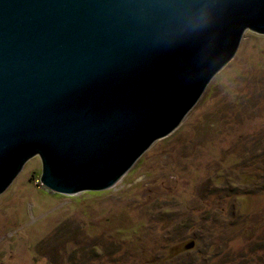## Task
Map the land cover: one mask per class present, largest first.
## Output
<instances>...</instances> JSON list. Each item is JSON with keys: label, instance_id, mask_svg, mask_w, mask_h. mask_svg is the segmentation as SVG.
Segmentation results:
<instances>
[{"label": "water", "instance_id": "1", "mask_svg": "<svg viewBox=\"0 0 264 264\" xmlns=\"http://www.w3.org/2000/svg\"><path fill=\"white\" fill-rule=\"evenodd\" d=\"M264 0H0V194L34 156L72 195L114 185L235 54Z\"/></svg>", "mask_w": 264, "mask_h": 264}, {"label": "rangeland", "instance_id": "2", "mask_svg": "<svg viewBox=\"0 0 264 264\" xmlns=\"http://www.w3.org/2000/svg\"><path fill=\"white\" fill-rule=\"evenodd\" d=\"M41 172L30 158L0 194V264H261L251 245L264 238L253 182L264 176V34L244 29L179 125L111 187L59 194ZM217 175L215 187L231 176L255 193L217 200L211 190L201 203L193 192Z\"/></svg>", "mask_w": 264, "mask_h": 264}, {"label": "trees", "instance_id": "3", "mask_svg": "<svg viewBox=\"0 0 264 264\" xmlns=\"http://www.w3.org/2000/svg\"><path fill=\"white\" fill-rule=\"evenodd\" d=\"M223 176H220V175H217V178L213 179V183H211V180L208 182V184L204 187V190L201 192V191H198L197 194L195 193V191L193 192V195L194 197L200 201L201 203H210L209 200H208V197L210 196V191L213 190L214 192V195H217L216 199L217 200H221V199H229L230 196H233V195H237V194H247V195H253L254 190L253 189H249V190H246V191H250V192H243L242 189L239 190V189H234L230 186V181H231V176L228 177V181H227V185H226V188L225 187H215V181H218L219 178H222ZM264 176H259V178L257 179L255 176H253L254 178V181L253 182H256V185H255V190L256 191H260V193L263 192L264 194V180L261 182L260 180L263 178ZM214 185V186H213ZM212 195V194H211ZM193 198V196H192ZM214 213H218V212H213ZM219 228H224L223 226H220ZM231 229H233L232 227H230ZM195 236L198 237V234H196ZM196 237V238H197ZM197 240L199 241V243L201 244H204V241L203 239H200V238H197ZM204 246L206 248H209V250L213 248V246L211 245V243H209L208 245L205 244L203 245L201 248H199V250L196 252V256H202L204 255L205 251H206V248H204ZM214 246H216L214 244ZM252 246V250L256 252L257 254V260H259V262L261 264H264V238L263 240L260 241V239H258L257 241H254L253 245ZM221 248V247H220ZM220 255L218 253L215 254V257H219ZM256 256V255H254ZM223 262V261H221Z\"/></svg>", "mask_w": 264, "mask_h": 264}, {"label": "crops", "instance_id": "4", "mask_svg": "<svg viewBox=\"0 0 264 264\" xmlns=\"http://www.w3.org/2000/svg\"><path fill=\"white\" fill-rule=\"evenodd\" d=\"M255 224H257V223H255Z\"/></svg>", "mask_w": 264, "mask_h": 264}]
</instances>
